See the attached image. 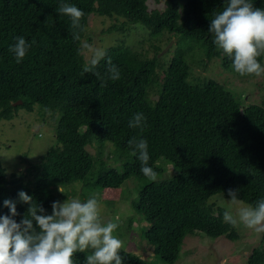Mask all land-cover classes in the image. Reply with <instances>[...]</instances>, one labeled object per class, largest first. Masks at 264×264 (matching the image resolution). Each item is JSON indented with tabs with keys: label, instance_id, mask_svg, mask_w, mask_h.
Listing matches in <instances>:
<instances>
[{
	"label": "trees",
	"instance_id": "16d2710c",
	"mask_svg": "<svg viewBox=\"0 0 264 264\" xmlns=\"http://www.w3.org/2000/svg\"><path fill=\"white\" fill-rule=\"evenodd\" d=\"M251 2L264 8V0ZM61 3L85 13L80 29L73 30L70 18L57 13ZM225 6L226 0H0V120H10L18 109L32 111L34 105L56 115V143L40 161L9 177L0 162V215L9 213L3 201L11 199L19 222L29 207L18 200L21 190L51 214V203L59 201L55 186L81 181L100 193L134 177L141 184L131 206L152 217L141 237L162 261L177 260L187 234L237 238L235 227L223 220L224 208L208 200L218 193L231 198L228 189L238 190V199L247 205L264 198V99L245 104L214 79L190 78L185 55L198 47L205 56L202 65L218 58L224 68H233L208 31ZM92 14L122 18L104 32L131 24L152 34H172V55L161 63L157 53L147 57L121 42L104 50L95 69L101 78L85 73L82 40ZM73 31L79 32V41ZM18 36L31 44L20 63L9 52ZM263 57L264 52L257 58L261 66ZM109 58L120 69L118 81L107 77ZM17 100L21 103L13 105ZM138 112L146 117L142 131L128 127ZM132 137L147 140L155 181L140 172L138 153L128 145ZM105 142L119 152L121 168L89 177L94 160L87 146ZM167 165L174 173L165 177ZM263 245L264 233L246 264H264ZM85 255L74 253V264H84ZM120 255L123 264H154L123 248Z\"/></svg>",
	"mask_w": 264,
	"mask_h": 264
},
{
	"label": "rangeland",
	"instance_id": "374dc122",
	"mask_svg": "<svg viewBox=\"0 0 264 264\" xmlns=\"http://www.w3.org/2000/svg\"><path fill=\"white\" fill-rule=\"evenodd\" d=\"M151 6L162 7L160 3ZM122 18H114L92 14L89 17L85 37L82 45L87 43L94 49L105 50L107 47L123 42L131 50L139 51L151 57L154 53L161 56V63L167 62L172 55L175 44L172 34L162 31L159 34H152L149 30L125 24L123 31L113 30L104 32L112 25L119 26ZM158 46L156 50L154 48ZM190 64L191 76L195 78L214 79L241 97L245 104H259L264 99V73L260 76L246 74L241 76L233 68H224L218 58H213L206 65L204 53L198 47L185 54ZM82 56L85 62H89L92 52L82 49ZM264 68V57L263 66ZM158 80L161 76L159 70ZM151 97H155L151 95ZM55 121L56 115L51 111H45L34 105L32 111L25 109L16 110L10 120H0V162L5 167L9 177L11 173L23 171L29 163L40 161L46 150L55 145ZM93 155V168L89 177L97 172L105 173L109 168H121L119 152L114 150L110 142H105L102 147L97 143L87 146ZM119 156V157H118ZM101 160L104 161L102 165ZM174 170L167 165L164 176H171ZM75 181L67 186H55L54 192L59 201L67 198L86 201L95 196L99 202V218L102 225L109 222L118 224L113 235L122 241V248L132 252L142 259L154 264H246L247 257L251 250L260 245L261 234H257L242 224L235 227L237 238L228 239L225 236L210 237L201 232L187 234L181 245L179 256L173 263H166L154 254V247L141 237L144 225L147 227L152 217L145 212H136L131 206V199L136 198L137 189L141 184L134 177L128 178L120 187L104 188L100 193L91 189L88 184ZM59 189H61V192ZM222 194H215L208 200L215 207H222L224 210H234L236 206L231 205L229 200ZM241 207L249 206L241 203ZM143 218V219H142ZM133 225L130 229L126 224ZM264 246V245H263ZM91 254V250L85 252Z\"/></svg>",
	"mask_w": 264,
	"mask_h": 264
},
{
	"label": "clouds",
	"instance_id": "9594fccd",
	"mask_svg": "<svg viewBox=\"0 0 264 264\" xmlns=\"http://www.w3.org/2000/svg\"><path fill=\"white\" fill-rule=\"evenodd\" d=\"M57 13L70 18L73 30L81 28V18L85 13L75 5L61 3ZM208 31L213 36V44L232 60L236 73L241 76L264 73L257 59L264 52V8L255 7L251 0H226L223 10L210 20ZM72 35L74 40H80L78 31H73ZM30 48L31 44L18 36L9 52L20 63ZM82 49L92 52L83 71L101 78L95 69L106 53L87 43L82 45ZM106 72L112 81L121 79L120 69L110 58ZM145 126L146 117L139 112L128 122L130 129L142 131ZM128 145L134 155L138 153L140 172L155 181L158 174L148 165L147 140L132 137ZM227 194L231 197L229 203L236 207L224 211V222L232 226L242 224L257 234L264 233V198L256 201L254 206L241 207L238 190L228 189ZM18 200L29 205L19 222L15 219L20 215L16 202L11 199L3 201L9 213L0 215V264H74V253L88 250L91 254L85 255L84 264H123L120 255L122 241L113 235L118 224H101L99 202L95 196L86 201L68 198L63 202L54 201L51 214L34 203L33 197L25 191L18 192Z\"/></svg>",
	"mask_w": 264,
	"mask_h": 264
},
{
	"label": "water",
	"instance_id": "95a60500",
	"mask_svg": "<svg viewBox=\"0 0 264 264\" xmlns=\"http://www.w3.org/2000/svg\"><path fill=\"white\" fill-rule=\"evenodd\" d=\"M21 100H17L16 102L13 103V105L20 104Z\"/></svg>",
	"mask_w": 264,
	"mask_h": 264
}]
</instances>
